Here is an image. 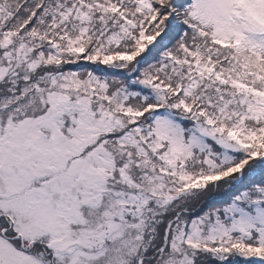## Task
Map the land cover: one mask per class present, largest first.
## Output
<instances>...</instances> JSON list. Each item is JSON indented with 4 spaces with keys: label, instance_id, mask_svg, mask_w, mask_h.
I'll list each match as a JSON object with an SVG mask.
<instances>
[{
    "label": "snow or ice",
    "instance_id": "6c2138e0",
    "mask_svg": "<svg viewBox=\"0 0 264 264\" xmlns=\"http://www.w3.org/2000/svg\"><path fill=\"white\" fill-rule=\"evenodd\" d=\"M0 264H264V0H0Z\"/></svg>",
    "mask_w": 264,
    "mask_h": 264
}]
</instances>
